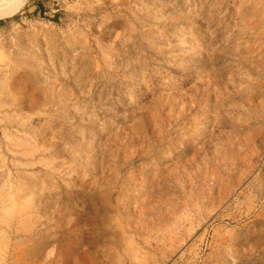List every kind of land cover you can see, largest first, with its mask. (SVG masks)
<instances>
[{"label": "rangeland", "instance_id": "374dc122", "mask_svg": "<svg viewBox=\"0 0 264 264\" xmlns=\"http://www.w3.org/2000/svg\"><path fill=\"white\" fill-rule=\"evenodd\" d=\"M0 264H264V0L0 20Z\"/></svg>", "mask_w": 264, "mask_h": 264}, {"label": "bare ground", "instance_id": "6f19581e", "mask_svg": "<svg viewBox=\"0 0 264 264\" xmlns=\"http://www.w3.org/2000/svg\"><path fill=\"white\" fill-rule=\"evenodd\" d=\"M28 0H0V20L20 12Z\"/></svg>", "mask_w": 264, "mask_h": 264}, {"label": "trees", "instance_id": "16d2710c", "mask_svg": "<svg viewBox=\"0 0 264 264\" xmlns=\"http://www.w3.org/2000/svg\"><path fill=\"white\" fill-rule=\"evenodd\" d=\"M37 6H41V3H38Z\"/></svg>", "mask_w": 264, "mask_h": 264}]
</instances>
